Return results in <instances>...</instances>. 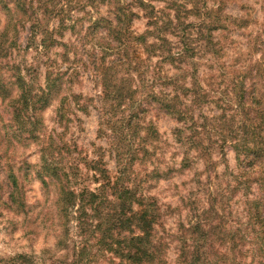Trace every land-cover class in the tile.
Wrapping results in <instances>:
<instances>
[{
    "label": "trees",
    "instance_id": "16d2710c",
    "mask_svg": "<svg viewBox=\"0 0 264 264\" xmlns=\"http://www.w3.org/2000/svg\"><path fill=\"white\" fill-rule=\"evenodd\" d=\"M153 1L133 0L125 5L118 0L108 2L113 20L100 17L93 23L95 30L102 26L106 31L104 39L110 40L106 51L118 57L106 62L109 53L104 52L92 67L101 88L100 102L106 109L102 111L107 119L104 125L110 128L111 137L116 138H111L114 142L125 143L123 148L115 147L113 152L117 169L114 175L106 168L101 153L88 160L75 146L55 145L51 137L45 141L37 113L49 105L51 96L61 89L63 81L72 84L77 72L72 69L63 72L56 60L47 57L45 86L37 92H33L18 69L2 72L1 63L6 61L12 46L6 43L11 21L0 33V97L11 109V120L6 125L1 124L0 118V142L1 138L7 140L10 131L12 136L19 132L20 138L27 134L28 140L38 142V163L28 170L33 168L44 187L50 185L55 189L54 206L61 223L56 248L57 252H62L61 264H94L104 255L110 256L116 264H170L166 252L172 245L176 253L174 264H227L228 260L231 264H246V252L252 257L249 264H264V43L261 42L259 48L253 45L252 51L242 54L251 58L254 51L260 53L261 59L253 66L246 61L249 69L238 65V70H234L231 65L223 68L224 73L217 78V83L214 75L203 79L198 76L201 66L223 67L225 44L221 38L214 41L212 33L243 29L248 19L222 16V7L229 0H216L211 8L206 6L207 0H169L160 11L152 5ZM10 4L22 15L32 11L26 0H0V8L5 9L8 16L12 11ZM134 5L146 19L145 31L136 35L130 31L133 18L138 17V12L132 11ZM55 6L47 13L59 19V29L67 30L63 14L71 11L70 5ZM261 8L264 14V0ZM190 18L196 22H190ZM51 33L46 32V37ZM52 43L53 40L47 43L43 38L39 56H47ZM153 59L157 62L151 66ZM118 65L128 67L130 74L118 76ZM164 65H168L169 70H164ZM229 68L228 76L224 77ZM236 71L237 77L233 79ZM132 72H136L134 78ZM247 77L251 80L249 89L243 87ZM220 79L232 81L221 89ZM80 99L73 95L71 102L83 109ZM65 100H60L61 108ZM206 104H214L221 110L219 116L212 118L215 124L213 122L210 129L214 128L220 135L221 145L226 144L225 139L232 141L235 158L240 162L234 176V192L240 189L251 193L255 185L258 195L246 202L247 224L241 225V231L236 228L233 232L226 231L222 216L211 203L206 209L199 210L195 206L188 209L190 220L186 224L179 223L177 233L171 238L162 227L164 214L156 201L140 191L144 175L141 177L140 171L136 173V184H133L134 179L130 180L131 166L139 157L151 155L146 140L156 139L157 132L152 123H145V117L153 109L182 124V129L175 132L176 142L186 143L196 153L195 158L210 163L212 145H206L203 138L210 130L205 124L199 125L194 116V111H200ZM62 110L58 114L60 125L67 121ZM117 110L128 113L117 117ZM183 130L189 135L184 136ZM140 131L145 137H140L136 151L131 150L128 140L138 138ZM99 134L104 135V131L99 130ZM2 167L9 192L6 202L0 204L20 213L25 207L19 182L23 166L17 167L7 158L0 164ZM91 183L97 186L91 189ZM182 204L188 205L185 200ZM70 225L79 243L69 239ZM228 243L230 258L222 250ZM247 244L249 247L244 250ZM0 263L37 264V260L19 254L0 259Z\"/></svg>",
    "mask_w": 264,
    "mask_h": 264
},
{
    "label": "rangeland",
    "instance_id": "374dc122",
    "mask_svg": "<svg viewBox=\"0 0 264 264\" xmlns=\"http://www.w3.org/2000/svg\"><path fill=\"white\" fill-rule=\"evenodd\" d=\"M118 1L124 5L133 2V0ZM26 2L29 3L32 10L26 15L15 11L12 4H10L12 9L10 16L7 15L5 9L0 8V33L11 21L7 30L6 43L12 44L6 61L1 63L2 72L18 69L27 84L32 87L33 92H37L39 88L42 89L45 86L46 65L44 62L47 57L50 60H56V65L63 72H66L67 69L76 70L77 75L72 79V84L63 81L61 89L51 96L49 105L38 111L37 116L41 122L40 129L46 136L45 141L51 137L55 145L64 143L68 146H75L77 152H80L81 156L88 160L95 159V156L101 153L106 168L114 175L117 169L113 152L115 147L123 148L125 143H120L118 140L114 142L111 139L114 138V135L111 137L110 128L104 125V121L107 119L102 114L106 109L102 108L101 88L95 80L92 67L104 52L109 53L106 56V62L118 58L115 53L110 54L109 51H106L110 40L104 39L106 36L104 28L100 26L95 30L93 27L94 21L100 17L113 20L112 11L106 4L115 2V0H26ZM166 2L169 0H154L152 5L157 11H160L166 7ZM214 2L216 0H207L206 6L211 8L215 6ZM68 4L71 11L65 12L63 16L65 26L69 28L67 30L59 29V19L48 15L47 10L53 9V5L59 8ZM261 7L262 0H229L225 2L221 15L234 19L247 18V25L240 30L224 32L218 30L212 33L214 41L221 38L225 44L223 67L215 65L209 69L203 65L198 70V76L204 79L206 76L214 75L217 83V78L224 73L223 68L227 69L228 66L234 65L233 69L238 70V65H243L249 69L247 60L253 66L261 59L260 53L255 51L251 58L242 55L252 51L251 46L259 48L260 43H264V14ZM132 11L135 14L138 12L136 5L132 7ZM137 16L133 18L130 27V31L134 35L145 31L146 19L140 12ZM189 21L196 22V19L190 18ZM46 32L54 33L46 37ZM43 38L47 43L49 40L54 42L47 56L38 54L40 53L38 48H40L39 45ZM234 61L237 63L233 64ZM156 62L157 60L153 59L151 66L156 65ZM132 64L135 62L133 61ZM117 67L118 76L130 74L131 70L128 67L120 68L119 65ZM163 68L169 70L168 65H164ZM229 71L230 68L224 77L228 76ZM171 72L169 71V74ZM135 75L136 72L131 73L133 78ZM236 77L237 71L233 72V79ZM231 81L232 79L224 82L220 79V88L225 89ZM250 85L251 80L247 77L246 81L244 79L243 87L249 89ZM13 95H15V91L12 93ZM73 95L81 98L80 104H83V109L81 105L79 109L71 102ZM64 98L66 100L61 108L60 100ZM245 99H249V96H245ZM60 110L63 111L67 120L62 125L60 122L58 123ZM10 113L11 109L6 106V102H2L0 97L1 124L6 125L11 120ZM127 113L117 110L116 116L122 117ZM219 114H221V110L217 109L214 104H206L200 111H194L198 124H205L210 130L207 135L203 136L205 144L212 145L209 152L210 163H204V160L195 158L196 153L186 143L176 142L175 132L182 129V124L154 109L146 114L145 123H152L153 129L157 132V138L146 140L148 149L152 150L150 151L151 155L143 159L139 157L138 161L135 160L132 163L130 180L134 179L133 184H136L135 175L138 171H140L141 177L144 175V183L140 191L156 201L162 215L164 214L162 227L171 238L177 233L179 223L186 224L190 220L191 215H188V209L194 206L201 210L213 203L215 210L222 216L225 230L228 232H233L235 228L241 231V225L246 226L247 224L244 217L247 216L246 202L255 198L258 195V190L254 185L251 193L240 189L234 192V176L239 170L240 162L235 158L232 141L225 139L226 144L221 145L220 135L214 131V128L210 129V126L215 124L212 118ZM99 130H103L104 135L99 134ZM10 132L7 140L1 138L0 164H4L9 158L15 166H23L19 174V182L22 187L25 207L22 212L16 213L0 204V259L21 254L35 257L37 264H61L62 252H57L58 248H56L61 232V223L54 206L55 189L50 185L44 187L36 178L33 168L28 170L29 166L33 167L38 163V142L33 139L28 140L27 134L20 138L17 136L19 132L13 136ZM182 132L184 136L189 135L186 130ZM3 134L2 131L1 135L3 136ZM140 137H145L144 132L140 131L138 138L135 136L134 139L128 140L130 141L128 148L136 151ZM5 150L6 154H4ZM96 186L93 183L89 184L91 189ZM0 187V203H5L9 188L6 185L3 167L0 168ZM184 200L188 204L186 207L182 204ZM255 230H257L256 225ZM69 239L80 242L79 238L75 236L73 225L69 226ZM248 247V244L244 245V250H247ZM230 248L231 245L228 243L222 249L223 252H227L228 258L231 257ZM92 253H95L94 249ZM166 257L170 264H174L176 259L174 245L168 248ZM244 257L246 264L252 261L251 255L247 252ZM97 261L94 264H116V261L111 260L107 255ZM227 264H231V261L228 260Z\"/></svg>",
    "mask_w": 264,
    "mask_h": 264
}]
</instances>
